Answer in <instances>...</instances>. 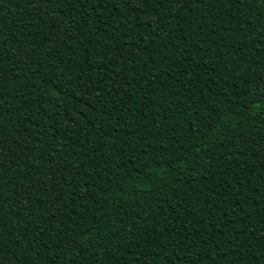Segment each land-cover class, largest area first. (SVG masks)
<instances>
[{"label": "trees", "instance_id": "obj_1", "mask_svg": "<svg viewBox=\"0 0 264 264\" xmlns=\"http://www.w3.org/2000/svg\"><path fill=\"white\" fill-rule=\"evenodd\" d=\"M0 264H264V0H0Z\"/></svg>", "mask_w": 264, "mask_h": 264}]
</instances>
